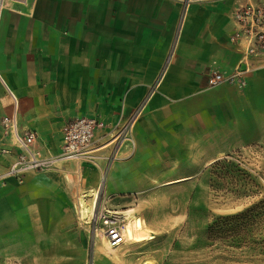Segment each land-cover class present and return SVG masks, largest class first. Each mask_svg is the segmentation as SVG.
<instances>
[{
    "label": "crops",
    "instance_id": "0c3cea01",
    "mask_svg": "<svg viewBox=\"0 0 264 264\" xmlns=\"http://www.w3.org/2000/svg\"><path fill=\"white\" fill-rule=\"evenodd\" d=\"M243 1L0 0V118L11 92L18 128L35 130L44 156L59 152L66 120L98 118L91 162L107 165L103 192L130 194L124 203L146 176L194 174L227 151L264 146V64L241 88L207 84L209 71L227 74L240 57L228 36ZM12 144L0 129V146ZM11 161L0 158L1 258L65 233L80 210L66 199V174L92 169L65 160L3 177Z\"/></svg>",
    "mask_w": 264,
    "mask_h": 264
},
{
    "label": "rangeland",
    "instance_id": "374dc122",
    "mask_svg": "<svg viewBox=\"0 0 264 264\" xmlns=\"http://www.w3.org/2000/svg\"><path fill=\"white\" fill-rule=\"evenodd\" d=\"M81 161L92 169L66 174L65 193L81 219L73 210L65 233L52 232L39 251L19 246L0 264H264V146L232 149L194 174L146 176L131 203L122 202L130 194H104L107 165ZM93 204L129 209L152 238L108 247L88 226Z\"/></svg>",
    "mask_w": 264,
    "mask_h": 264
},
{
    "label": "built area",
    "instance_id": "2783aa9c",
    "mask_svg": "<svg viewBox=\"0 0 264 264\" xmlns=\"http://www.w3.org/2000/svg\"><path fill=\"white\" fill-rule=\"evenodd\" d=\"M233 30L228 41L234 45L240 57L232 70L223 74L217 70L207 73V84H229L241 88L247 83L251 72L264 64V0H245L239 2L230 12ZM13 109L0 118L3 138H12V146H0V158L12 156L2 176L21 178L28 171L48 170L56 161L87 160L93 161L95 151L101 144L95 138V129L102 122L95 117L77 116L66 120L61 127L62 143L59 152L52 156L41 155L36 148L37 134L32 129H19L16 121L17 100L11 93ZM118 136L124 134L125 125L116 123ZM81 211L79 210V213ZM127 209L110 208L106 205L96 207L93 204L87 221L94 234H101L110 248L127 241L125 233L129 221ZM81 219V214L79 215Z\"/></svg>",
    "mask_w": 264,
    "mask_h": 264
},
{
    "label": "bare ground",
    "instance_id": "6f19581e",
    "mask_svg": "<svg viewBox=\"0 0 264 264\" xmlns=\"http://www.w3.org/2000/svg\"><path fill=\"white\" fill-rule=\"evenodd\" d=\"M129 221L126 224L125 233L127 235V239L133 241V242H140L143 240H148L152 238L151 233H141L140 230L143 227V223L141 218L138 217H132L128 218ZM102 237V236H101ZM100 237V238H101ZM129 241V242H131ZM147 261H143L142 264H146Z\"/></svg>",
    "mask_w": 264,
    "mask_h": 264
},
{
    "label": "trees",
    "instance_id": "16d2710c",
    "mask_svg": "<svg viewBox=\"0 0 264 264\" xmlns=\"http://www.w3.org/2000/svg\"><path fill=\"white\" fill-rule=\"evenodd\" d=\"M226 217H229V216H225V218H226ZM216 220H218V218H217Z\"/></svg>",
    "mask_w": 264,
    "mask_h": 264
}]
</instances>
